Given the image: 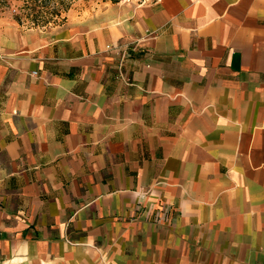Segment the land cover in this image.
<instances>
[{"label": "crops", "instance_id": "crops-1", "mask_svg": "<svg viewBox=\"0 0 264 264\" xmlns=\"http://www.w3.org/2000/svg\"><path fill=\"white\" fill-rule=\"evenodd\" d=\"M0 264H264V0L0 16Z\"/></svg>", "mask_w": 264, "mask_h": 264}, {"label": "rangeland", "instance_id": "rangeland-1", "mask_svg": "<svg viewBox=\"0 0 264 264\" xmlns=\"http://www.w3.org/2000/svg\"><path fill=\"white\" fill-rule=\"evenodd\" d=\"M105 1L110 0H0V16L14 18L23 26H53L72 11L80 13Z\"/></svg>", "mask_w": 264, "mask_h": 264}, {"label": "built area", "instance_id": "built-area-1", "mask_svg": "<svg viewBox=\"0 0 264 264\" xmlns=\"http://www.w3.org/2000/svg\"><path fill=\"white\" fill-rule=\"evenodd\" d=\"M108 46H111V45H108Z\"/></svg>", "mask_w": 264, "mask_h": 264}, {"label": "trees", "instance_id": "trees-1", "mask_svg": "<svg viewBox=\"0 0 264 264\" xmlns=\"http://www.w3.org/2000/svg\"><path fill=\"white\" fill-rule=\"evenodd\" d=\"M115 1V0H114Z\"/></svg>", "mask_w": 264, "mask_h": 264}]
</instances>
